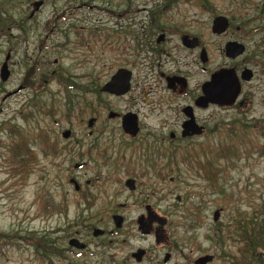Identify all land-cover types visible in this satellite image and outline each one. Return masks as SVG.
Returning <instances> with one entry per match:
<instances>
[{"label": "rangeland", "instance_id": "1", "mask_svg": "<svg viewBox=\"0 0 264 264\" xmlns=\"http://www.w3.org/2000/svg\"><path fill=\"white\" fill-rule=\"evenodd\" d=\"M40 1L43 7L30 18ZM148 1L0 0L9 29L0 34V71L10 56L11 73L6 83L0 79V264H164L166 253L172 254L168 264H196L204 254L214 257L212 264H235L245 247L238 226L244 225L246 235L255 221L264 229L263 92L246 115L219 111L218 133L193 144L196 158L182 153L188 144L182 150L169 145L174 156L163 163L170 161L176 171L166 176L164 191L157 176L142 174L147 168L141 167V152L153 144L157 122L173 115L141 109L145 138L137 141L126 139L120 123L108 119L109 111L138 113L139 108L131 98L99 94L108 81L105 65L115 62L109 47L103 52V41L110 36L104 30L117 23L110 13L142 8ZM151 1L152 9L165 0ZM242 1L179 0L187 21L179 20L200 25L204 40L222 47L226 38L211 33L214 16L231 5L230 14L241 19L247 7L261 4ZM82 40L84 46L78 43ZM224 61L219 59V65ZM144 86L135 80L134 94ZM91 118L98 123L89 138ZM67 130L72 131L70 141L62 137ZM170 130L175 128L165 132ZM82 163L89 166L76 170ZM133 168L143 185L139 191L158 189L153 203L169 218L167 246H156L138 231L136 220L143 209L134 202L140 194L132 196L125 188V170ZM72 181L80 185V194ZM114 215L126 219L118 234H111L117 231ZM94 229L106 235L96 239ZM75 238L88 245L81 256L71 251ZM140 248L150 252L143 263L132 258Z\"/></svg>", "mask_w": 264, "mask_h": 264}, {"label": "flooded vegetation", "instance_id": "2", "mask_svg": "<svg viewBox=\"0 0 264 264\" xmlns=\"http://www.w3.org/2000/svg\"><path fill=\"white\" fill-rule=\"evenodd\" d=\"M149 1L141 4L142 8L129 7L121 12L110 13L109 19L115 17L117 23H113L112 30H104L110 36L109 39L103 41L102 49L106 53V48L109 47L110 54L115 56V62L111 66L105 65L109 71L104 75V78L107 76L108 81L101 87L99 94L102 97L109 96L117 100L131 98L133 107L139 108L138 113L109 111L107 116L109 120L120 123L125 138L131 141L145 138L143 136L145 125L142 115L139 113L141 109L148 110L153 114L157 113L156 111L160 113L167 111L173 115L172 118L157 122L156 128L159 131L151 132L154 139L153 144L141 152V159L145 161L143 164L148 165L142 164L141 167L147 168L141 171L142 174L157 176L158 183L162 185L161 190L164 191L166 176L174 174L176 171L171 167L170 161L163 163L174 156L169 145H172L171 147L174 149L180 146L178 150H182L181 145L188 144L182 153L196 158L198 153L193 144H200L203 139L212 138L218 133L220 129L219 111L246 115L252 111L257 94L264 93V0H259L262 5L253 4L251 10L247 7L241 19L236 18L238 15L236 16L234 13L230 14L231 9L233 10L231 5L228 6L229 9L225 14H215L211 33L217 39L219 37L226 38L222 47H219L217 42H206L200 25L180 23L179 17L186 21L187 17L179 9V0H165L161 6L152 9L148 7L152 3L151 0ZM183 1L192 3L198 0ZM42 2L38 10L34 8L30 18H34L39 13L44 5V1ZM242 2L250 4L251 0ZM204 5L208 8L207 4L202 6L204 7ZM177 12L179 13L177 14ZM251 13L254 14L251 15ZM219 18H225L227 22L226 30L221 34L214 31V24ZM237 19L238 21H236ZM109 34H106L104 38ZM81 37L82 35H80ZM78 43L84 46L86 42L82 40ZM228 47L230 48L228 49ZM219 59H224L225 63L219 65ZM116 63L119 65L116 66ZM122 71L130 74V90L119 96L104 91V87ZM224 71L230 74V79L222 78L223 81L219 79L216 83L214 82L211 87L212 95L211 97L207 96L204 91L205 86L212 83L214 77ZM135 80L143 81L147 85L139 88L137 94H134L133 88ZM223 87H228L230 93H234L239 88V93L235 98L228 97V99L221 100L218 97V91ZM230 100L233 103H225L231 102ZM112 115H114L113 118L110 117ZM128 115H136L138 119V134L136 136L127 134L123 129L124 119ZM91 120L94 121L90 128ZM97 123V118H91L88 121L89 138L94 136ZM169 128H175V130L165 132ZM67 132L70 135L65 137ZM62 137L64 140L70 141L72 131H65ZM153 161L155 162L153 163ZM87 166H89L88 163H82L76 165L75 169L80 170ZM134 169H126L124 174L128 177L125 181L127 191L132 196L140 194L138 200L134 202L135 208L143 209L136 220L138 231L143 238L154 239L156 246H167L169 237L166 227L169 224V218L156 211L153 203L158 189L153 188L148 194H145L143 190L139 191L143 185L136 177ZM171 181H174L173 177ZM72 182L76 193L80 194L82 192L80 185L77 182ZM87 186H91L90 182ZM167 196L165 195L163 199ZM85 198L90 200L92 195L86 194ZM158 199L163 200L162 197ZM124 206L126 204L120 207ZM219 211L222 212V210ZM116 217L122 219L120 227L116 226ZM113 223L117 231L111 232V234H118V231L125 228L126 219L122 215H114ZM96 230L100 229L93 230L94 238L98 239L106 235V232L101 230L104 232L103 235L95 236ZM75 240L85 247L77 249L70 246L71 251L76 250L78 251L77 255L81 256L88 249V245L80 239L75 238ZM140 251L144 252V256L138 260L135 255ZM148 256H150V252L141 248L132 254V258L137 263H143ZM167 256L170 258L168 262H165ZM208 256L211 255L204 254L197 260ZM171 259L172 254L166 253L163 263L168 264ZM213 262L214 257L208 264Z\"/></svg>", "mask_w": 264, "mask_h": 264}, {"label": "water", "instance_id": "3", "mask_svg": "<svg viewBox=\"0 0 264 264\" xmlns=\"http://www.w3.org/2000/svg\"><path fill=\"white\" fill-rule=\"evenodd\" d=\"M43 2H36L34 4V8L35 10H38L40 8V6L42 5ZM227 27V22L225 18H219L218 20H216L215 24H214V31L221 34L226 30ZM230 47H228L229 49ZM9 61H10V56H7L5 63L3 64L1 71H0V79L1 82L6 83L10 76V70H9ZM222 78L229 80L230 79V74L226 71L221 72L217 77H214V80L212 83H209L208 85L205 86L204 91L206 93L207 96L211 97L212 95V84L215 82H217L219 79L222 80ZM223 81V80H222ZM219 86V84H218ZM131 88V81H130V74L128 72L122 71L119 72L112 80L111 82H109L105 87H104V91L111 93V94H115V95H124L126 94ZM239 93V88H237V90L234 93H230V91L228 90V87H223L222 89L220 88L218 91V97L221 100H225L229 98H235L236 95ZM231 102H225L226 104H230L233 103L232 100H230ZM223 103V102H222ZM111 118L114 117V115L110 116ZM93 121L91 120L89 123V127L91 128L93 126ZM138 119L136 117V115H128L125 119H124V131L132 136H136L138 134ZM70 135L69 132H67L64 136L68 137ZM77 184V183H76ZM221 215V211H216L214 214V221L218 222L219 218ZM116 226L120 227L121 223H122V219L120 217H116ZM103 231L101 230H96L94 235L95 236H99V235H103ZM70 246L71 247H76L77 249H84V245L81 244L78 240H72L70 242ZM144 256V252L140 251L138 254L135 255V257H138V260H141L142 257ZM170 256H167L165 262H168ZM213 257L212 256H208V257H204V258H200L199 260H197L196 264H208L209 262H212Z\"/></svg>", "mask_w": 264, "mask_h": 264}, {"label": "trees", "instance_id": "4", "mask_svg": "<svg viewBox=\"0 0 264 264\" xmlns=\"http://www.w3.org/2000/svg\"><path fill=\"white\" fill-rule=\"evenodd\" d=\"M1 9L3 5L0 4ZM7 11V10H6ZM8 22L3 18L2 11H0V34L2 35L4 32L8 33L6 28ZM13 25L19 27L17 22L13 21ZM238 225V224H237ZM250 230L248 235L245 234L246 230H244V225L238 226L237 233H240V237L243 238V244H245L244 250H242L241 259H234L235 264H244L247 263L246 260L249 259V264H259L260 262H264V229L262 227V223L259 221H255L251 223ZM263 257V259H262Z\"/></svg>", "mask_w": 264, "mask_h": 264}]
</instances>
